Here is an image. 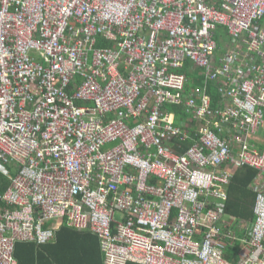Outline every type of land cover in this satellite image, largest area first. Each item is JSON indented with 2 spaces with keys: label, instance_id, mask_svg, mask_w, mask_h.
Returning <instances> with one entry per match:
<instances>
[{
  "label": "built area",
  "instance_id": "built-area-1",
  "mask_svg": "<svg viewBox=\"0 0 264 264\" xmlns=\"http://www.w3.org/2000/svg\"><path fill=\"white\" fill-rule=\"evenodd\" d=\"M187 62L222 108L182 96ZM263 127L264 0H0V264L63 225L105 264H264V185L242 235L223 225L233 170L264 174Z\"/></svg>",
  "mask_w": 264,
  "mask_h": 264
},
{
  "label": "trees",
  "instance_id": "trees-1",
  "mask_svg": "<svg viewBox=\"0 0 264 264\" xmlns=\"http://www.w3.org/2000/svg\"><path fill=\"white\" fill-rule=\"evenodd\" d=\"M217 28H220L221 31L215 33L216 43L218 38H225L224 34H227L224 27L218 26ZM234 49H237L240 55L244 51L243 48H237V46H234ZM180 73L183 74L186 79L183 90L181 91L183 97H187L198 91L200 95H207L210 97L211 108H222L221 105L224 103L216 83L207 78L202 70L193 69L188 71L182 69ZM193 98L197 100L196 97L193 96ZM164 108L166 111L174 114L176 121L182 119L186 114L179 106L169 105ZM181 145V148L177 150L179 153L184 151L183 147L185 149L186 144L181 142ZM248 169L246 168V170ZM248 172L250 175L255 173L253 169H249ZM247 174L248 173L236 178L234 175L233 184L231 183L227 188L228 206L231 208L232 212L238 216L244 214L245 207L250 205V200L252 197L254 198L253 190L251 191L249 189V182L251 179L249 181ZM7 185L8 180L0 174V194L4 192ZM67 228V226L63 225L60 229V264H99V251L101 252V249L98 238L93 233L96 239L84 233L70 231ZM66 235L75 238V242L72 244L67 242L66 238L64 240ZM47 246L49 245L37 246L35 244L18 243L15 245L14 256L18 264H59L58 261L54 260L55 256H53L52 247L46 248Z\"/></svg>",
  "mask_w": 264,
  "mask_h": 264
},
{
  "label": "crops",
  "instance_id": "crops-1",
  "mask_svg": "<svg viewBox=\"0 0 264 264\" xmlns=\"http://www.w3.org/2000/svg\"><path fill=\"white\" fill-rule=\"evenodd\" d=\"M218 31H221L220 28H217L215 33L218 32ZM218 39H221V38H218ZM103 42V41H101ZM109 43L107 41L104 40L103 42V47L108 45ZM182 69H186V70H193V69H196L192 63H185L183 65V67L181 69H179V72L182 70ZM199 70V69H198ZM174 115V114H173ZM188 119H187V116H183L182 119L176 121V123H179L180 125H184V126H190L191 128L193 127L192 125L188 124ZM224 135H227V136H230L231 133L229 132H223ZM195 137V132L191 131L190 132V138L188 140H185L183 142V144H186L185 145V149L188 148L190 146V144L192 143L191 139ZM259 138H261V140L263 141L264 139V128L260 129L259 131ZM184 147H183V150H185ZM249 170V169H248ZM248 170L245 169H234L233 170V173L235 175V178L236 177H241L243 174H247V178H249V181L251 179V181L249 182V189L253 192L254 194V190L256 187H259V186H262L264 185V177L262 175H259L256 171L255 173H253L252 175L249 174ZM3 176V175H2ZM235 180V179H234ZM233 184V183H232ZM254 198H255V194H254ZM254 198L252 197V199L250 200V205H247L244 209V214H242V216H238L237 214H234L231 210V208H229L228 206V199L227 201L225 202V206H224V217H230V219H226V218H223V225L225 224H230L229 226V229L232 231L231 233H233V231H235L236 233H238L239 235H242L243 234V231L239 228V226L235 225L237 222H245V221H250L253 219V205H254ZM60 229L61 227H59L56 232H55V238L54 240H52L51 242L47 243V244H44V245H49L47 246L46 248H49V247H52L53 249V256H55L54 260L58 261L59 264H60ZM68 230L70 231H77L79 233H84L86 235H88L89 237L91 238H95V236L90 233L89 231H81V230H76V229H73V228H67ZM58 234V236H57ZM67 240V242L69 243H74L75 242V238H73L72 236H68L66 235L64 237V240ZM63 240V242H64ZM97 241V240H96ZM19 243H27V244H34V243H29V242H19ZM18 244V243H16ZM15 244V245H16ZM36 245V244H35ZM63 245V244H62ZM38 246V245H37ZM240 248V244L238 242L234 243V244H228L227 246V249H226V257L230 260V261H237L238 259V250ZM15 250V248H14ZM15 257V256H14ZM18 264V262H17ZM99 264H105L104 263V257L102 255V252L99 251Z\"/></svg>",
  "mask_w": 264,
  "mask_h": 264
},
{
  "label": "clouds",
  "instance_id": "clouds-1",
  "mask_svg": "<svg viewBox=\"0 0 264 264\" xmlns=\"http://www.w3.org/2000/svg\"><path fill=\"white\" fill-rule=\"evenodd\" d=\"M226 36V34H224ZM97 48H102L103 47V42H99L98 45L96 46ZM264 128V127H263ZM259 130L256 131V138H253V139H249L248 141H250L249 146H251L252 148H254L255 150L257 151H264V139L263 141L261 140V138H259ZM227 132V131H226ZM230 133V131H228ZM237 146V145H236ZM253 169L254 171H256L259 175H262L264 177V174L260 173L258 170H256L255 168L253 167H247V169ZM244 169V168H242ZM255 194V193H254ZM255 200V199H254ZM254 206V205H253ZM253 211V209H252ZM230 218V217H229ZM253 219H254V215H253ZM252 219V221H253ZM252 221H245V222H252ZM238 223V222H237ZM236 225V224H235ZM231 231V230H230ZM232 232V231H231ZM229 260V259H228ZM238 260V259H237ZM231 262H236V261H231Z\"/></svg>",
  "mask_w": 264,
  "mask_h": 264
},
{
  "label": "rangeland",
  "instance_id": "rangeland-1",
  "mask_svg": "<svg viewBox=\"0 0 264 264\" xmlns=\"http://www.w3.org/2000/svg\"><path fill=\"white\" fill-rule=\"evenodd\" d=\"M231 43L225 39L221 38L217 40V50L215 51V56L219 60L225 54L229 53L232 50ZM229 218V217H228Z\"/></svg>",
  "mask_w": 264,
  "mask_h": 264
},
{
  "label": "bare ground",
  "instance_id": "bare-ground-1",
  "mask_svg": "<svg viewBox=\"0 0 264 264\" xmlns=\"http://www.w3.org/2000/svg\"><path fill=\"white\" fill-rule=\"evenodd\" d=\"M19 259V258H18Z\"/></svg>",
  "mask_w": 264,
  "mask_h": 264
}]
</instances>
